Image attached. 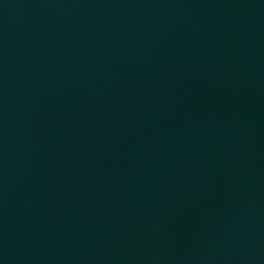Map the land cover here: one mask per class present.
<instances>
[{"label": "water", "instance_id": "obj_1", "mask_svg": "<svg viewBox=\"0 0 264 264\" xmlns=\"http://www.w3.org/2000/svg\"><path fill=\"white\" fill-rule=\"evenodd\" d=\"M0 264H264V0H0Z\"/></svg>", "mask_w": 264, "mask_h": 264}]
</instances>
